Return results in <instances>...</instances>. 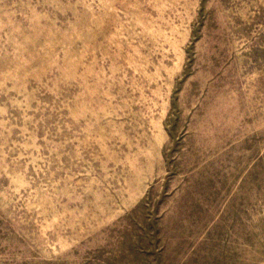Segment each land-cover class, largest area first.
I'll list each match as a JSON object with an SVG mask.
<instances>
[{
  "label": "rangeland",
  "instance_id": "1",
  "mask_svg": "<svg viewBox=\"0 0 264 264\" xmlns=\"http://www.w3.org/2000/svg\"><path fill=\"white\" fill-rule=\"evenodd\" d=\"M0 264H264V0H0Z\"/></svg>",
  "mask_w": 264,
  "mask_h": 264
}]
</instances>
